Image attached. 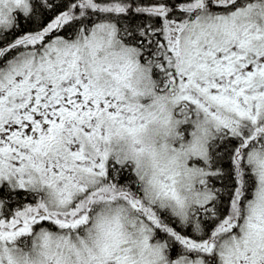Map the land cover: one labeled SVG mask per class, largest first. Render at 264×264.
<instances>
[{
    "label": "snow or ice",
    "instance_id": "snow-or-ice-1",
    "mask_svg": "<svg viewBox=\"0 0 264 264\" xmlns=\"http://www.w3.org/2000/svg\"><path fill=\"white\" fill-rule=\"evenodd\" d=\"M0 264H264V0H0Z\"/></svg>",
    "mask_w": 264,
    "mask_h": 264
}]
</instances>
